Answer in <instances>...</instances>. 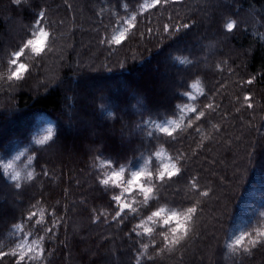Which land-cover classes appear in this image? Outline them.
Returning <instances> with one entry per match:
<instances>
[{
    "label": "trees",
    "instance_id": "trees-1",
    "mask_svg": "<svg viewBox=\"0 0 264 264\" xmlns=\"http://www.w3.org/2000/svg\"><path fill=\"white\" fill-rule=\"evenodd\" d=\"M0 264H264V0H0Z\"/></svg>",
    "mask_w": 264,
    "mask_h": 264
},
{
    "label": "rangeland",
    "instance_id": "rangeland-1",
    "mask_svg": "<svg viewBox=\"0 0 264 264\" xmlns=\"http://www.w3.org/2000/svg\"><path fill=\"white\" fill-rule=\"evenodd\" d=\"M37 41L40 42V40H37ZM122 86H123V84H122ZM134 98H135V96H134ZM117 137L119 138V140L126 139V136L124 134H122V132H120V131H117ZM121 176H122V171L119 170V171L114 172L113 174L109 175V177L107 179L111 180L113 183H116L117 181L120 180ZM141 177H142L141 174L135 173V175H133L127 183V191H130L134 188L145 190V187H142L143 185L139 180ZM168 217H169V221L171 220L174 222H180L179 218H177L176 216H173L170 213L168 214ZM235 226H233L234 228H233L232 232H237V229ZM239 240H240V238L238 237V235H235L233 238V242L237 243ZM26 248L28 249V247H26Z\"/></svg>",
    "mask_w": 264,
    "mask_h": 264
}]
</instances>
